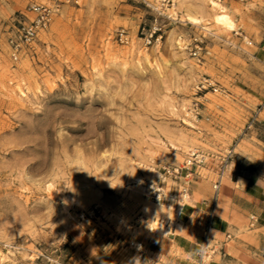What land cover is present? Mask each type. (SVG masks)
<instances>
[{"label":"rangeland","instance_id":"374dc122","mask_svg":"<svg viewBox=\"0 0 264 264\" xmlns=\"http://www.w3.org/2000/svg\"><path fill=\"white\" fill-rule=\"evenodd\" d=\"M34 4L53 2L0 0V264H198L206 239L264 254L260 227L212 229L226 183L264 187V0H58L16 62Z\"/></svg>","mask_w":264,"mask_h":264},{"label":"crops","instance_id":"0c3cea01","mask_svg":"<svg viewBox=\"0 0 264 264\" xmlns=\"http://www.w3.org/2000/svg\"><path fill=\"white\" fill-rule=\"evenodd\" d=\"M196 199V206H201L202 213H199L200 220H208L212 205L209 202L201 201L205 198L199 192V187L192 190ZM215 205L212 229L217 239H220L223 233L235 235L234 243H240L237 239L240 226L260 227L264 229V187L258 182L244 181L242 183H226L218 195ZM228 242V240H226ZM231 241V242H232ZM264 242V239H262ZM260 245V241L258 242ZM264 247V246H262ZM241 254V255H240ZM245 252L234 251L233 253L220 254L214 256V264H244L239 261L241 256L251 258L248 264H264V254L254 252L251 257Z\"/></svg>","mask_w":264,"mask_h":264},{"label":"built area","instance_id":"2783aa9c","mask_svg":"<svg viewBox=\"0 0 264 264\" xmlns=\"http://www.w3.org/2000/svg\"><path fill=\"white\" fill-rule=\"evenodd\" d=\"M53 4H34L30 7V12L35 15V18L33 20H30L29 22L21 23V27L18 30V35L11 38V49H12V58L14 61H19L21 58V55L25 49V46H31L33 43H35L39 36L48 30L52 19L56 13L60 11V5L57 4L58 0H51ZM155 31L150 33L149 35H146L143 38V42L145 45H150L154 39L157 38L154 37ZM118 40L122 44H128L129 43V37L124 31H121L118 34ZM190 54L195 58L199 59V50L196 46L194 50H190ZM208 88H212L214 92H217V89H215L207 80L201 81L199 84L196 85L197 92H204ZM198 115V113H196ZM205 157L202 153H200L197 150H193L189 153L187 156V159L185 161L184 168L186 170H189L192 166L196 164H200L204 161ZM179 168H175L172 170H167V173L171 174H179ZM191 175L188 174L187 177ZM221 186V181H217L213 188L214 190L218 191ZM153 193L155 196L160 197L161 190L159 188L154 189L152 187ZM231 235L228 234L226 237V240H230ZM141 250V249H139ZM218 253L217 247L215 245H209V239L205 240V243L201 246L200 252H199V262L198 264H207L210 262L214 256ZM142 257V254L140 255V258Z\"/></svg>","mask_w":264,"mask_h":264},{"label":"bare ground","instance_id":"6f19581e","mask_svg":"<svg viewBox=\"0 0 264 264\" xmlns=\"http://www.w3.org/2000/svg\"><path fill=\"white\" fill-rule=\"evenodd\" d=\"M190 20L193 24H199L200 23V19H197V18H190ZM214 21L216 24L220 25L221 27L226 28V29H230V30H233L234 26H235L234 22L231 20V18L225 13L216 15ZM150 208H152V207H150ZM150 208L144 207L143 211H144V213H146V215L147 214L150 215V213L152 212V210ZM170 226H172V224ZM155 228L157 229V231H159L160 233H163V234H167V232H168L167 231L168 229L162 223H156Z\"/></svg>","mask_w":264,"mask_h":264}]
</instances>
